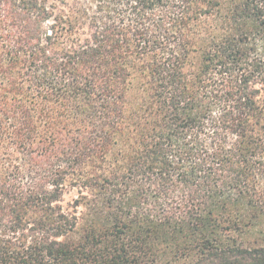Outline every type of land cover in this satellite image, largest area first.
I'll use <instances>...</instances> for the list:
<instances>
[{"label":"trees","instance_id":"16d2710c","mask_svg":"<svg viewBox=\"0 0 264 264\" xmlns=\"http://www.w3.org/2000/svg\"><path fill=\"white\" fill-rule=\"evenodd\" d=\"M0 264H264V0H0Z\"/></svg>","mask_w":264,"mask_h":264},{"label":"rangeland","instance_id":"374dc122","mask_svg":"<svg viewBox=\"0 0 264 264\" xmlns=\"http://www.w3.org/2000/svg\"><path fill=\"white\" fill-rule=\"evenodd\" d=\"M73 195H74V192L72 191V192H69V193H67V194H65L64 195V204L67 202V201H69L72 197H73Z\"/></svg>","mask_w":264,"mask_h":264}]
</instances>
